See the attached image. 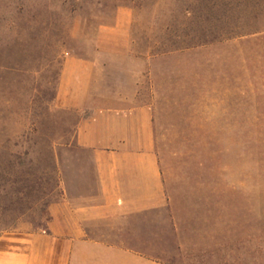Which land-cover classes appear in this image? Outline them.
<instances>
[{"label": "rangeland", "instance_id": "obj_1", "mask_svg": "<svg viewBox=\"0 0 264 264\" xmlns=\"http://www.w3.org/2000/svg\"><path fill=\"white\" fill-rule=\"evenodd\" d=\"M119 8L154 109L169 264H264V0H0V237L47 229L56 156L93 190L79 115L55 97L64 59L95 56Z\"/></svg>", "mask_w": 264, "mask_h": 264}, {"label": "crops", "instance_id": "obj_2", "mask_svg": "<svg viewBox=\"0 0 264 264\" xmlns=\"http://www.w3.org/2000/svg\"><path fill=\"white\" fill-rule=\"evenodd\" d=\"M132 21L119 8L96 55L67 56L59 76L55 106L79 115L75 146L90 154L93 190L73 189L56 156L63 199L46 231L0 237V264H169V194L153 105L139 100L145 68L131 55Z\"/></svg>", "mask_w": 264, "mask_h": 264}, {"label": "trees", "instance_id": "obj_3", "mask_svg": "<svg viewBox=\"0 0 264 264\" xmlns=\"http://www.w3.org/2000/svg\"><path fill=\"white\" fill-rule=\"evenodd\" d=\"M54 159H55V157H54ZM44 231H46V229Z\"/></svg>", "mask_w": 264, "mask_h": 264}]
</instances>
